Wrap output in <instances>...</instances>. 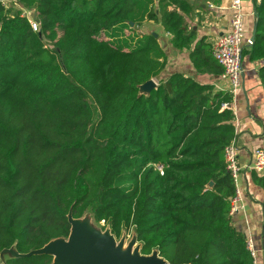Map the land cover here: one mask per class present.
<instances>
[{
    "label": "trees",
    "instance_id": "16d2710c",
    "mask_svg": "<svg viewBox=\"0 0 264 264\" xmlns=\"http://www.w3.org/2000/svg\"><path fill=\"white\" fill-rule=\"evenodd\" d=\"M16 2L39 30L0 4V253L20 255L5 264H52L28 254L68 238L69 217L89 208L116 237L132 230L142 256L251 264L229 215L236 187L223 151L235 140L234 115L221 104L233 96L179 74L139 92L166 63L153 35L133 42L142 23L160 21L177 49L195 32L176 13L159 17L152 0ZM253 4L255 36L243 54L259 62L264 0ZM190 60L199 73H222L205 38ZM258 75L264 89V65ZM251 172L264 190V176ZM262 215L264 237V199Z\"/></svg>",
    "mask_w": 264,
    "mask_h": 264
},
{
    "label": "crops",
    "instance_id": "0c3cea01",
    "mask_svg": "<svg viewBox=\"0 0 264 264\" xmlns=\"http://www.w3.org/2000/svg\"><path fill=\"white\" fill-rule=\"evenodd\" d=\"M163 0H152L153 9L157 12ZM173 5L158 11V16L167 10L179 15L188 31L195 32L191 44L177 49L171 43V35L165 31L161 22L145 21L132 35L133 42L136 36L153 35L165 55V68L156 79L165 81L173 74L190 77L201 85L213 87V93L227 91L228 84L220 79V75H210L197 72L191 63L190 53L195 43L205 38L207 44L212 45L216 38L228 32L229 19L232 15L231 0H173ZM259 0H242L241 11L244 16L245 39L250 40L255 27L254 2ZM130 34V33H129ZM132 40L129 39V43ZM248 48H245L244 52ZM264 61L250 62L243 54V84L233 96L231 110L234 115L233 126L235 141L239 148L238 162L244 170L239 175L235 187L239 193L238 207L241 208L231 216L234 229L245 239L251 238L257 251L259 264H264V237L262 235L263 215L262 202L264 190L252 180V172L245 169L256 149H264V89L260 83L258 70ZM258 176H264V170ZM11 256L0 255V264H5Z\"/></svg>",
    "mask_w": 264,
    "mask_h": 264
},
{
    "label": "built area",
    "instance_id": "2783aa9c",
    "mask_svg": "<svg viewBox=\"0 0 264 264\" xmlns=\"http://www.w3.org/2000/svg\"><path fill=\"white\" fill-rule=\"evenodd\" d=\"M17 3L16 0H0V4L10 9L11 4ZM242 0H231L230 9L232 15L229 19L228 32L216 38L212 45L211 55L213 60L221 67L222 73L220 79L228 84L227 91L234 96L242 87L244 68H243V52L245 48L251 45L250 40L245 39L244 35V16L241 11ZM20 9L21 17L28 20L29 26L33 32H38L39 25L34 17L25 16L24 9ZM221 110H231L230 103L221 104ZM239 148L236 141L229 143L223 151L226 170L230 173L233 181L236 183L239 175L244 170L238 162ZM155 170L162 176L164 167L155 165ZM260 174L264 170V149H256L250 159L249 165L245 168ZM239 201V193L236 191L234 198L231 200L229 215L233 216L239 210L237 202ZM104 223V221H101ZM245 249L251 258V264H259L257 259V251L254 248L251 238H246Z\"/></svg>",
    "mask_w": 264,
    "mask_h": 264
},
{
    "label": "water",
    "instance_id": "95a60500",
    "mask_svg": "<svg viewBox=\"0 0 264 264\" xmlns=\"http://www.w3.org/2000/svg\"><path fill=\"white\" fill-rule=\"evenodd\" d=\"M254 36L255 27L250 39L251 44L254 41ZM156 86L155 82L150 80L139 87V92L144 95L149 94ZM71 220L74 219L69 217L71 233L67 242H57L60 240L57 239L54 240L56 243L51 244L50 242L42 249L33 251L28 255L54 256L56 264H168L158 257L156 251L150 256L140 255V245L137 243V248L134 250L130 246L127 251H122L111 236L87 234L81 226L72 223ZM134 241L136 242L135 239ZM7 254L11 258L20 257L13 249L4 250L0 253V255Z\"/></svg>",
    "mask_w": 264,
    "mask_h": 264
},
{
    "label": "rangeland",
    "instance_id": "374dc122",
    "mask_svg": "<svg viewBox=\"0 0 264 264\" xmlns=\"http://www.w3.org/2000/svg\"><path fill=\"white\" fill-rule=\"evenodd\" d=\"M173 3H174L173 0H163L162 3H161V5H159V7H158L159 8L158 11L160 12V10L162 8L166 9L170 5H173ZM11 5H12V7H11V10L12 11H14V12L15 11H20L19 8H21V7H20V5L18 3L11 4ZM24 15L25 16H28L29 18L33 16L32 13L29 12V11H25V14ZM127 33L128 32H125L123 35L125 36V35H127ZM101 38L104 39V40L108 39L106 36H102ZM42 39L45 42L46 46H48V47H51L52 46V42L49 41V40H47L43 35H42ZM71 222L74 223V224H76V225H78V226H81V228L87 234H99L100 236H111L114 239L115 244L117 246H119L122 251H127L130 246H131V249L132 250H134L135 248H137L136 247L137 244L134 241L135 236H134L132 230H131V232H127L125 228H122L121 231H120V235L118 237H116L112 233L111 227H110L109 224L102 223V222H99L98 223V222H95L94 221L91 208H89L86 211V213L83 215L82 218H80L78 220H71ZM70 231H71V228H70ZM70 233H69V236H70ZM69 236L66 239L57 240V242H60V241L67 242L68 239H69ZM54 243H56V241H54V240L51 241V244H54ZM7 255H4V256H7ZM8 256H10V255H8ZM54 259H55V257L53 256L52 257V264H56L55 261H54Z\"/></svg>",
    "mask_w": 264,
    "mask_h": 264
},
{
    "label": "bare ground",
    "instance_id": "6f19581e",
    "mask_svg": "<svg viewBox=\"0 0 264 264\" xmlns=\"http://www.w3.org/2000/svg\"><path fill=\"white\" fill-rule=\"evenodd\" d=\"M81 232H82V231H81ZM83 232H84V231H83ZM83 232H82V233H83Z\"/></svg>",
    "mask_w": 264,
    "mask_h": 264
}]
</instances>
